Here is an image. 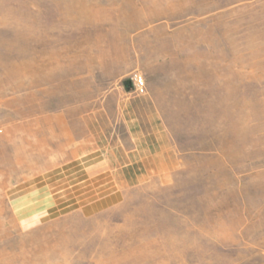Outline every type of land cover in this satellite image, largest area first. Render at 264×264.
Segmentation results:
<instances>
[{
	"label": "rangeland",
	"instance_id": "obj_1",
	"mask_svg": "<svg viewBox=\"0 0 264 264\" xmlns=\"http://www.w3.org/2000/svg\"><path fill=\"white\" fill-rule=\"evenodd\" d=\"M0 264H264V0H0Z\"/></svg>",
	"mask_w": 264,
	"mask_h": 264
},
{
	"label": "crops",
	"instance_id": "obj_2",
	"mask_svg": "<svg viewBox=\"0 0 264 264\" xmlns=\"http://www.w3.org/2000/svg\"><path fill=\"white\" fill-rule=\"evenodd\" d=\"M164 93H162V91L155 97H154V104H160L161 102L158 101V97L159 95H163ZM168 96V94H167ZM156 105L154 106V109H155V113L150 114L149 118H151L150 120H161L162 119H165L163 118L161 115L162 113H160L158 110V108L156 109ZM59 127H61V124L59 123ZM158 127V126H157ZM161 128V127H160ZM162 132V130L160 131V133ZM163 134V133H162ZM160 136V141L156 142L155 138H153L152 140H155V141H152L151 139H149L150 141V148L148 151L152 152V153H169L170 152V148H169V144L167 143V140L165 139L164 137V134ZM162 143V145L160 143ZM161 145V146H159ZM243 211V210H242ZM241 213H236V214H232L233 211H229L228 213L230 214H227L225 216L229 217L230 220L228 221L229 223L227 224V228H225L224 230L227 231V232H230L231 234H234V233H237L239 231L242 232L243 230V226H245L247 224V213L246 212H242ZM235 212V211H234ZM201 231H217V228H208V229H205V230H201Z\"/></svg>",
	"mask_w": 264,
	"mask_h": 264
},
{
	"label": "built area",
	"instance_id": "obj_3",
	"mask_svg": "<svg viewBox=\"0 0 264 264\" xmlns=\"http://www.w3.org/2000/svg\"><path fill=\"white\" fill-rule=\"evenodd\" d=\"M132 86H133L134 90H136V92L142 93L143 83H142V80L140 77L136 76L135 78H133Z\"/></svg>",
	"mask_w": 264,
	"mask_h": 264
}]
</instances>
